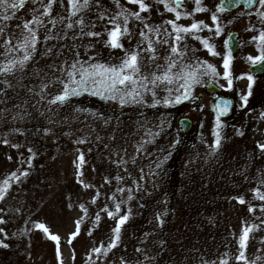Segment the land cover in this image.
I'll return each instance as SVG.
<instances>
[{
  "label": "rangeland",
  "instance_id": "rangeland-1",
  "mask_svg": "<svg viewBox=\"0 0 264 264\" xmlns=\"http://www.w3.org/2000/svg\"><path fill=\"white\" fill-rule=\"evenodd\" d=\"M119 2L137 10L126 0ZM145 2L150 5L149 12L141 13L145 22L171 32L165 21L175 14L154 0ZM183 5L181 13H192L196 7L192 0H184ZM201 6L208 11L177 21L181 26L202 21L207 27L195 33L199 40L185 36L174 42L165 35L168 44H156L161 36L147 33L156 48L154 64L166 65L170 48L177 46L184 55L172 57L179 61L172 75L182 71L200 80L187 91V99L183 98L186 88L180 87L183 79L159 88L149 85L160 100L152 106L151 92H143L141 102L126 97L129 102L122 103L88 91L64 104L48 103L62 94L63 86L53 83L42 91V85L63 79L60 66L67 68L64 62L77 59V52L81 61L95 57L89 63L110 65L120 64L125 55L105 47L106 34L79 37L78 29L66 30L67 0L63 7L53 5V16L65 17L53 34L63 36L67 31L68 38L38 44L35 62L26 72L3 77L7 83L0 84V184L13 174L18 177L9 179V190L0 200V243L8 245L0 247V264H264V200L258 198L264 194V75L254 76L248 70L252 62L248 58L264 54L259 41L264 7L256 3L249 10L220 12L217 0H202ZM36 7L40 6L26 4L17 10L4 22L7 32L19 35L16 25L32 19L31 9ZM118 11L115 0H98V5L80 14L86 23L96 25L84 31L105 33L111 25L98 19V14L111 17ZM5 14L11 15L12 10L0 9V15ZM213 14L218 17L215 22ZM143 27L129 19L132 35L122 41L124 48L137 47ZM231 29L238 31L241 43L234 53L225 46ZM74 34L78 38L72 40ZM38 36L43 39L42 29ZM201 40H207L217 55L210 54ZM53 45L50 55L40 54ZM228 55L230 85L222 67ZM208 65L216 74H205ZM210 81L234 97L226 118L214 112V95L205 90ZM177 97L179 104L173 102ZM181 116L191 119L187 131L179 129ZM81 155L84 162L78 168ZM116 204L121 206L117 216H128L119 240L113 232L117 220L108 216ZM36 224L45 225L48 233ZM245 227L254 230L240 249ZM51 235L59 237L58 247ZM113 242L116 247L111 248ZM96 248L101 252H94ZM105 249H110L106 255ZM240 251L244 260L237 259Z\"/></svg>",
  "mask_w": 264,
  "mask_h": 264
},
{
  "label": "snow or ice",
  "instance_id": "snow-or-ice-1",
  "mask_svg": "<svg viewBox=\"0 0 264 264\" xmlns=\"http://www.w3.org/2000/svg\"><path fill=\"white\" fill-rule=\"evenodd\" d=\"M192 2L196 5L194 12L181 13L179 9L183 7L184 0H154V3L156 4H163L167 12L175 14V18L173 20L165 21L167 25L171 26V32H168L166 28L161 32V25H157L154 29L145 22V17L141 15V13L150 11V5L146 3L145 0H126L127 4L135 5L137 7L136 11L125 8L120 4L119 0H115L116 6L119 9L117 13L113 14L111 17H108L103 13L98 14V19L108 20L109 25H111V27L105 28V33H100L91 30L85 32V28H94L96 25L95 22L91 21L86 23L85 17L80 15L81 13L88 11L90 7L98 5V0H67L68 8L66 11H68L67 19L69 22L65 24L66 30L78 29L79 37L87 36L98 38L101 35L106 34L108 39L104 41L105 47L110 49H120L124 51L125 55L121 59L120 64L110 65L100 62L89 63V61H95V57H89L88 60L81 61L79 59V53L77 52V59L72 62H64V64H67V68H65L63 64L60 66L61 76L64 77L63 79L58 77L55 81H49L47 84L42 85V91L44 88L50 87L53 83H59L63 86L62 94L56 95L52 100L48 101V103L64 104L70 98L79 96L88 91H90L93 95H100L109 100L119 99L122 103L129 102L126 100V97H131L136 102H141L140 98H142L143 92H151L154 98L152 106H156V104L160 103V100L156 98V92L152 91V88H150L149 85L159 88L160 84H172L174 79L184 80V83L180 87L186 88L183 98L187 99V91L191 89L192 84L200 83V80L194 74L182 73V71H178L175 77L172 75V70L179 67V61L172 59V57H182L184 53L178 49L177 46H172L170 48L171 56L167 58L168 63L166 65L154 64V62L158 59L155 55L156 48L147 33L156 32L161 36V39L155 42L156 44H168L169 41L163 38L165 35L172 37L174 42H181L184 40L185 36H191L193 39L199 40L200 37L195 35V33H198L203 28L207 27L202 21L193 22L190 26H181L177 23V21L182 18L187 19L195 13L208 11V9L201 6L202 0H192ZM229 2H234V0H229ZM246 2L249 6L254 2H257L259 5L264 7V0H246ZM26 4L39 5L40 7L31 9L33 14L32 19L25 20L16 25V28L20 30L19 35H17L16 32L9 34L7 32L8 25L4 22L11 20L15 16L16 11L23 9ZM53 5L63 7V0H47V2H45V0H0V9H3L5 13L12 10L11 15H0V41H2L0 42V49H3V51L0 52V84L7 83L3 77L9 75L15 77L17 72L22 74L26 72L29 63L35 62V57L38 52V44L68 38L67 31L64 32L63 36L59 33L53 34V29H55L58 24H63L65 21V17L63 15L53 16ZM218 11L222 12L224 11V8H218ZM261 16L264 18V13H262ZM43 17L49 18L47 22L43 19ZM130 18L134 21H140L143 23L144 27L139 33L142 40L138 42L137 47L126 49L124 48L122 41L126 37H130L132 35L128 28ZM211 19L215 22L218 17L216 14H213ZM49 25H51V27H49ZM41 29L44 31L43 39L38 36V31ZM209 31H211V29H209ZM218 33L219 29H217V34ZM173 34L175 35L173 36ZM70 38L75 40L78 36L74 34ZM145 41L147 42L146 46L144 44ZM259 41L261 46H264V32L260 33ZM201 43L210 54L217 55V53L213 51L212 47L208 44L207 40H201ZM53 47H55V45L45 48L40 54L42 56L50 55L53 51ZM14 53H22V55L17 57ZM145 53H147V55H145ZM57 54L59 55L61 53ZM248 59L252 61L253 64H257L264 61V54L258 56L255 60L251 57ZM230 65L231 56H225L222 65L224 69L223 78L228 80L229 85L231 84V79L229 78ZM145 69L155 70L145 72ZM156 70H162V74L158 75ZM208 71L212 74H216V69L211 65L207 66L205 74H207ZM20 79L22 80L23 76H21ZM248 79L251 80V77L249 76ZM8 86L10 87L11 85L9 84ZM29 90L31 91V89ZM0 94H2V91H0ZM37 94L39 95L40 93ZM173 102L179 104L181 99L177 97ZM164 103H169L167 98H165ZM220 114L223 115V113ZM219 126V123H217V127ZM215 135L216 147H219V133L217 132ZM5 143L7 142L5 141ZM78 143H83V141H78ZM261 147L262 150H264V146ZM78 160L79 164H77V167L79 168L80 164H83L84 162L83 156H79ZM24 174L27 175V173ZM9 179H18V177L13 174L11 177L3 180L2 184H0V200L4 199L9 190ZM120 191H123V189H120ZM258 198L264 200V194H259ZM129 199H131V197H129ZM239 202L244 203V200L241 199ZM105 211H107V209H105ZM120 211V204H116L115 212H108V216L110 218L117 220L116 226L113 229L116 240H119L121 227L128 220L127 215L117 216ZM97 219H99V217H97ZM0 223H3V221L0 220ZM79 223L80 222L77 221V231L79 230ZM35 227L42 230L44 233H48V229L43 224H36ZM253 230L254 228L251 227H245L242 229V235L239 238L240 249H244L246 247L248 234ZM0 232H2V229H0ZM49 239L57 241L58 247V236L51 235L49 236ZM68 243H71V238ZM7 246V244L0 243V247ZM110 247H116V243L113 242ZM108 250L110 249L104 250L105 255ZM94 252L100 253L101 248L94 249ZM237 259H245L244 251H240ZM223 264H227V261H223Z\"/></svg>",
  "mask_w": 264,
  "mask_h": 264
},
{
  "label": "water",
  "instance_id": "water-1",
  "mask_svg": "<svg viewBox=\"0 0 264 264\" xmlns=\"http://www.w3.org/2000/svg\"><path fill=\"white\" fill-rule=\"evenodd\" d=\"M219 3H220V7H223L225 10H231L239 5H243V7L249 9L253 7L256 2H254L250 6L247 4L246 0H234V2H229V0H219ZM238 46H239V40L237 38L236 31L233 30L228 35L227 47L230 52H235L238 49ZM248 68L252 74L264 73V61L257 64H253L251 62L249 63ZM206 89L209 92L215 93L213 107L216 112V115L220 118L227 117L232 110V106L234 103L233 97L230 95L219 93L220 87L214 82L207 84ZM220 113H223V115H221ZM178 124L181 131H187L191 127V119L187 116H181L178 119Z\"/></svg>",
  "mask_w": 264,
  "mask_h": 264
},
{
  "label": "flooded vegetation",
  "instance_id": "flooded-vegetation-1",
  "mask_svg": "<svg viewBox=\"0 0 264 264\" xmlns=\"http://www.w3.org/2000/svg\"><path fill=\"white\" fill-rule=\"evenodd\" d=\"M217 3H218L219 8H221V7H220L219 0H217ZM183 7H184V5H183ZM238 7L243 8V9H246V10H249V9L253 8V7H251V8H249V9H247V8L243 7V5H239V6H237L236 8H238ZM236 8H234V9H236ZM234 9H231V10H225V9H224V11L227 12V11H232V10H234ZM233 30L236 31V35H237V38H238V40H239V46H238V49H239L241 43H240L239 33H238V31H237L236 29H231V30H229V31L227 32V34H226V36H225V46H226V48H228V47H227V38H228L229 33H230L231 31H233ZM238 49H237V50H238ZM249 72H250V70H249ZM250 73H251V72H250ZM251 74H252V73H251ZM252 75H254V76H263L264 73H261V74H252ZM211 82H214V81H210V82L206 83V85H205V90H206L208 93L213 94L214 97H215V93H213V92H209V91L206 89L207 84H209V83H211ZM214 83H216V82H214ZM216 84L220 87V89H219V93H222V94H225V95H230V94L223 93V92L221 91V86H220L218 83H216ZM230 96H232V95H230ZM232 97H233V96H232ZM233 100H234V97H233ZM234 103H235V100H234ZM212 105H213V103H212ZM233 106H234V105H233ZM231 112H232V111H231ZM230 114H231V113H230Z\"/></svg>",
  "mask_w": 264,
  "mask_h": 264
}]
</instances>
